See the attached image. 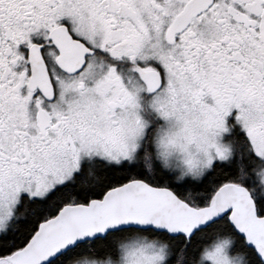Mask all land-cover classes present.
<instances>
[{
    "label": "snow or ice",
    "instance_id": "snow-or-ice-1",
    "mask_svg": "<svg viewBox=\"0 0 264 264\" xmlns=\"http://www.w3.org/2000/svg\"><path fill=\"white\" fill-rule=\"evenodd\" d=\"M0 264H264V0H0Z\"/></svg>",
    "mask_w": 264,
    "mask_h": 264
}]
</instances>
